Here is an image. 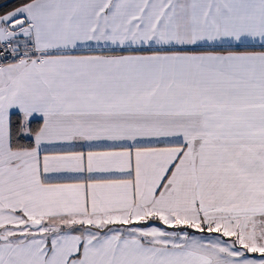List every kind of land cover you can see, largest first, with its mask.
<instances>
[{
    "label": "snow or ice",
    "instance_id": "obj_1",
    "mask_svg": "<svg viewBox=\"0 0 264 264\" xmlns=\"http://www.w3.org/2000/svg\"><path fill=\"white\" fill-rule=\"evenodd\" d=\"M0 264H264V0H0Z\"/></svg>",
    "mask_w": 264,
    "mask_h": 264
}]
</instances>
